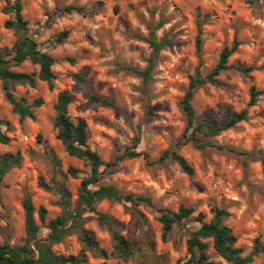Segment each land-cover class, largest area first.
Listing matches in <instances>:
<instances>
[{"label": "rangeland", "instance_id": "1", "mask_svg": "<svg viewBox=\"0 0 264 264\" xmlns=\"http://www.w3.org/2000/svg\"><path fill=\"white\" fill-rule=\"evenodd\" d=\"M98 2H102L103 5L98 7ZM165 3H167V0H165ZM224 3L225 0H199V3L189 11L187 0H179L178 3L173 4L172 14L165 17L164 12L167 10L165 4L158 5L156 0H87L84 4L75 2V0L72 4H65L63 0H53L54 8L51 12L42 7L38 0H22V14L25 20L29 25L32 23L36 25L35 28H30L28 25L29 35L36 41L40 50L47 52L56 60L52 68L56 75V81L53 90H49L48 86L41 81H38L36 87H30L29 85L15 86L14 94L16 97L25 98L29 103L36 99L43 100V104L34 110L36 119L27 118L23 121L20 120L17 114L13 113L11 105L5 99L0 82V118L8 121L11 126L10 131L3 127V130L11 138V142L8 145L0 143V155L7 152H18L21 155L20 166L12 169L0 184V221L4 222L0 224V243L8 242L11 245H18L23 242L25 238V213L22 201L26 194L31 196L36 210L39 207L47 209L48 213L44 224L40 223L38 217H36V221L41 227V232L45 234L44 238L48 236L47 226L49 222L59 216L61 212L56 203L59 195L56 192L41 188L39 180L43 179L45 183H51L54 169L53 157L60 163L56 168L58 172L57 180L69 190L73 206L81 179L89 173V168L84 162L66 153L61 142L57 139V132L53 128L54 104L58 94L67 89L76 95V101L68 107L69 115L73 120L84 118L87 121L88 144L91 150L97 152L101 158V153L104 152L105 148L111 149V158L107 161L103 160L104 162L111 161L126 148H131L135 144L137 151L145 152L149 157L151 154V161L158 160L166 151L177 149L178 153L193 167L194 175L188 176L174 160L156 164L159 174L164 175L165 184L167 183V173L170 171V166L175 165L178 171L173 174L176 175L177 182L181 187L186 186L188 189V194L182 195L180 199L169 206L163 207L157 203L158 207L174 212L180 206L191 207L195 209L196 214L203 212L206 215L205 221L209 222L212 215L209 212L208 203H205V201L215 202V198L208 196L209 184L201 171L202 157L211 155L219 161L221 168L227 170L224 172L226 178L239 177L240 180L237 186H241L242 183V186L248 190L250 198L255 197L258 203L250 206L240 205L239 199H233L227 194H222L220 200L216 203L220 205L219 207L230 212L225 224L233 230L237 237V246L244 248L246 253L250 252L254 239L256 237L261 238L259 227L264 224V221L259 218L264 216V63L259 62L260 57H264V26L245 18L246 15H250L248 8H255L256 11H259V0H229L227 9L223 7ZM33 4L36 7H32ZM149 4H151V7H149ZM69 5L85 7L90 15L76 14L80 18L76 20L72 14L59 13L60 10ZM245 5L248 8H245ZM139 9H143L150 18L156 17L159 12V21L156 26L160 22H163V25L169 23L170 20L179 16L177 23L171 25L158 40L167 42L163 50H167L168 53H172L175 49V55L179 56V65L187 64L188 68L191 69V75L184 76L176 64H173L169 68V72L176 69L175 75L180 79L173 80L171 75L162 77V69L159 67L161 64L160 54L156 59L153 78L147 86H144L142 78L138 75L121 69V66H133L140 69V65L136 64L130 56H126L123 48H118V45L123 42L117 40L118 36L131 35L132 39L138 41L136 44H127V52L136 53L137 59L142 61L145 67L148 65L151 56L152 48L143 40L144 36L132 34L133 20L142 19V13L139 12ZM229 9H232V11L229 12ZM94 10H96V14L92 13ZM198 14L208 15L202 26V36L206 38L203 39L200 56L197 54L195 46L198 33ZM5 16L7 15L0 10V48L10 51L16 43L17 37L13 30L5 27L6 21L10 19H5ZM40 17L44 18L43 24H41ZM233 17H236V20L245 27L237 29ZM93 20H95V23H92ZM184 24H190L189 29H187L190 38L178 39V37L186 35V29L182 26ZM251 29L255 31L252 32ZM66 30L70 31L69 38L63 44H57L58 35ZM78 30L83 31V36L79 40L76 37ZM234 38L238 39L240 47L230 57L229 65L253 67L254 70L250 73L252 79L236 69L230 68L218 78L221 83L220 86L208 83L198 85L192 104L197 122L209 121L218 125L227 121L230 115L238 113L247 106L250 100V89L255 86L261 94L258 96L257 104L249 108L248 120L222 132L227 134L229 139L235 136L240 143L219 144L214 142L216 137L205 139L206 142L230 147L252 156H240L226 151H218L214 148L200 150L196 144L191 143L177 145L181 142L186 128V119L181 109V101L188 89L190 78L195 76L198 67L201 69L204 65H207V67L203 72L201 71V75L202 77L206 76L217 63L221 49L230 46ZM105 41L108 42L107 48ZM77 44L80 46L77 47ZM253 48L255 49L254 53ZM148 49L151 51H147ZM181 53L186 54L181 55ZM105 54H114L115 59L104 61L103 55ZM68 58L75 59V63H71ZM97 58L101 60L99 65L96 64ZM164 61L167 62L168 57H165ZM107 63L114 65L112 70L105 68ZM12 70L37 73L39 68L27 60L13 67ZM115 73L121 74L119 78ZM77 76H84L94 94L113 100L121 110L111 107L90 106L88 100L84 97L83 86L76 79ZM245 77L247 80L244 79ZM126 78L136 79L140 82L138 86H134V90L138 91L141 97L150 96L154 85H159L163 80H167L165 87H167V92L170 94L169 98L146 104L142 123L136 126L137 133H141L144 127L155 119L163 118L168 121L166 125H154L152 127L151 131L154 133L156 143L151 149H141V135L134 134L130 145H124L123 150H121L119 141L110 135L113 130V121L119 119L128 121L137 115L135 111H128L127 105L132 98L130 94L125 93L124 86L121 83ZM161 94H165L163 89H161ZM126 95H128V100H125ZM214 95L218 99L215 108L206 102ZM221 97L224 98L222 103L220 102ZM233 97L238 102H244V107L239 108L236 104L228 103ZM174 108L175 111H173ZM221 113H223V116ZM250 121L256 123H250ZM177 130H179L178 135L176 134ZM162 131L168 134L169 140H163ZM102 145L104 148H102ZM141 163L144 164L145 169L153 167V165H148L143 158L127 159L120 162L116 167L106 170L100 183L114 186L122 192L124 190L121 185L126 187L131 179H135L137 183L142 184L145 172L140 168ZM70 167L78 170V178L68 174ZM130 171L135 172V175L131 178L128 177ZM212 175H215V173ZM117 177H119V181H117ZM156 187L159 188L160 185H156ZM199 187L202 189H199ZM179 190V188L176 189V191ZM167 194L168 192L165 190L164 195ZM144 196L150 197L149 195ZM113 202L103 200L97 204L96 209L120 224L118 231L121 235L136 242L133 237L141 227L149 225L154 229L145 237V243L149 249L154 250L156 259L146 262V264H177L185 259L180 255V252H183L187 257L186 241L188 238L183 240L178 251L172 243L162 239V225L157 217H152L151 213L143 208V205L132 206V209L129 210L128 205L121 208L120 203L115 202L113 204ZM106 208L112 211H104L103 209ZM198 208L199 211H197ZM112 212L117 214L113 215ZM245 213L248 214L247 220H245ZM123 217L127 219L125 220ZM149 222L151 223L149 224ZM129 225L130 228H128ZM85 228L95 233L100 247L110 254L108 259L104 260L88 253L87 264H102L104 262L107 264H123L126 261L114 254L109 231L106 233L105 228L101 227L94 219L86 223ZM254 231L258 233L255 237L251 235ZM81 247L77 235H71L61 243L55 244L53 250L62 255H76ZM161 249H163V252H161ZM208 254L219 264H228L215 253L212 245H210ZM252 264H264V257L255 259Z\"/></svg>", "mask_w": 264, "mask_h": 264}, {"label": "trees", "instance_id": "2", "mask_svg": "<svg viewBox=\"0 0 264 264\" xmlns=\"http://www.w3.org/2000/svg\"><path fill=\"white\" fill-rule=\"evenodd\" d=\"M102 2H98L97 6H102ZM3 13L8 15L12 13L10 19L5 23V27L13 30L17 37V41L13 48H0V82L4 91L6 101L11 105L13 113L17 114L21 121L25 119L35 120L36 115L34 110L43 104L42 99H36L29 103L25 98L16 97L14 88L17 85H29L36 87L38 81L44 82L49 90L54 89L56 75L53 71V66L56 60L53 56L38 48L36 41L29 35L28 22L25 20L23 12L22 0H15L9 7L2 9ZM60 14H78L88 16L90 13L85 7L69 5L59 11ZM96 14V10L92 11ZM208 15L197 16L196 36V52L200 56L202 51L203 39L202 26L205 23ZM163 22H160L157 28L161 27ZM70 31L61 32L56 39L57 44H63L69 38ZM152 48L151 56L148 60V65L140 70L133 66H121V69L132 72L142 78L144 86H147L153 78V71L156 67V59L160 52L165 48L166 41H159L155 37V32H150L148 38H143ZM240 42L234 38L230 46L223 47L219 53L218 61L211 71L204 77L201 75V69L198 67L195 71V76L190 78L189 86L181 101V109L185 115L186 128L182 136L180 144H196L200 150L214 148L218 151H226L240 156L251 157V154L239 152L233 148L215 145L206 142V138L219 136L223 131L236 127L241 122L248 120V111L250 107L257 104L258 96L261 94L255 86L250 89V100L247 106L238 113L230 115L227 121L221 124H213L209 121L197 122L195 110L193 107V99L195 90L198 85L211 84L220 86L218 78L221 74L234 68L250 79V73L253 72V67H234L229 65V59L239 49ZM29 60L33 65L38 66L37 73H25L13 71L12 68ZM71 63H75V59L68 58ZM77 81L81 83L84 97L88 100L90 106L111 107L116 110L121 108L113 101L100 96H97L90 89L89 82L84 76H77ZM76 101V95L70 90H63L58 94L56 103L54 104L55 118L53 128L57 132V139L61 142L66 153L82 162L89 168L87 176L81 179L78 189L77 198L74 206L71 203V194L69 190L61 185L57 180L58 172L56 170L60 163L55 157L53 161V177L51 183L47 184L43 179L39 180V186L45 190L56 192L59 199L56 202L60 207V215L50 221L47 228L48 236L44 238V242L36 240L37 234L41 232V227L37 224L36 217L41 224H44L47 217V209L39 207L35 209L32 198L26 194L22 201L23 210L25 213V238L21 244L11 245L8 242L0 243V264H87L88 253L94 257L108 259L109 252L101 248L96 239L95 233L85 228L86 223L95 220L101 227L106 228L112 239V248L114 254L118 257L128 260L133 254V249L136 248V242L121 235L118 231L120 224L113 220L107 214L97 211V204L103 200H110L119 203L121 200L124 205L131 204L132 206L147 205L153 207V201L148 196H136L133 194H122L123 192L116 187L100 183L103 179L104 172L108 169L116 167L120 162L127 159L143 158L148 165L163 164L167 160H174L188 176L194 175L193 167L188 161L181 156L177 149L166 151L158 160L151 161L150 157L145 152L136 150L135 144L131 148H126L120 155L115 156L111 161L104 162L99 154L89 147L88 144V124L84 118L73 120L68 112V107ZM11 130L10 123L0 118V143L8 145L11 138L3 130ZM40 139V136H39ZM20 153H3L0 155V184L4 177L14 168L20 166ZM68 174L78 178L79 172L77 169L70 167ZM199 189H202L199 187ZM213 202V201H211ZM210 202V203H211ZM159 216L157 220L162 225V239L167 241L168 234L172 232L174 227H184L191 218L192 222L199 223L200 229L188 234L186 241L187 259L185 264H219L214 261L208 254L210 245H212L215 253L228 264H252L255 259L264 257V242L261 238L256 237L253 241L251 250L246 253V250L237 246V237L233 230L225 224V220L230 216V212L221 207H209V212L212 218L206 222V215L203 212L197 213L194 208L180 206L174 212L156 206L155 209ZM87 213V215L85 214ZM142 217V216H141ZM183 222V223H182ZM77 235L81 244V250L76 255H62L53 250L55 244L61 243L65 238ZM35 241V242H34ZM102 264H107L106 262ZM121 264V263H117ZM177 264H181L179 261Z\"/></svg>", "mask_w": 264, "mask_h": 264}, {"label": "clouds", "instance_id": "3", "mask_svg": "<svg viewBox=\"0 0 264 264\" xmlns=\"http://www.w3.org/2000/svg\"><path fill=\"white\" fill-rule=\"evenodd\" d=\"M15 0H0V10L4 9L5 7H9L12 3H14ZM65 4H72L74 0H63ZM75 2H78L80 4H84L87 2V0H75ZM179 0H167V3H165V0H156V3L158 5L165 4L166 11L164 12V16L168 17L170 14H172V8L173 4L178 3ZM189 5V11H191L192 7H195L199 0H187ZM38 3L49 12H51L54 8L53 0H38ZM229 0H225V3L223 5L224 8H228ZM32 7H36L35 4L32 5ZM149 7H151V4H149ZM245 8H248L247 5L244 6ZM259 11H256L255 8H248V12L250 15H246L245 18L248 20H252L253 23L260 24L261 26H264V0H259ZM27 11V8H26ZM232 9H229V12H231ZM139 12L142 13V19L133 20V33L134 35H142L145 38L149 37L150 32H155V37L159 39V37L166 32L171 25H174L179 20V16H176L175 19L170 20L169 23H165L162 27H155L156 24L159 21V12L157 13L156 17L150 18L146 12H144L143 9H139ZM12 16V13L9 12L7 16H5V19H8ZM72 16L79 20L80 18L76 16L75 13H72ZM255 18V19H253ZM43 17H40L41 24H43ZM98 19V18H97ZM234 25L237 29L244 28L245 26L242 25L239 21L236 20V17H233ZM92 23H95V20L92 21ZM186 29V35L184 37H178V39H185L190 38V34L187 32V29H189L190 24H184L182 25ZM30 28H35V23H32L29 25ZM250 27V26H249ZM43 31V29H41ZM206 31V30H205ZM252 32H254V29H251ZM83 36V31L78 30L76 33V37L79 40L80 37ZM202 39H205V36L201 37ZM117 40L123 41L120 45H118V48L124 49V54L126 56H130L132 60L140 65V70H143L145 67V64L137 59L136 53H128L127 52V44H136L138 43L137 40L132 39L131 35H125V36H118ZM105 46L107 48V41L104 42ZM80 45L77 44V47ZM142 47H146L145 45H141ZM147 51H151L148 49ZM253 53L255 52V49H252ZM186 53H181V55H184ZM161 56V64L159 67L162 69V77H166L171 75L173 80L180 79V77H177L175 75L176 69H173L172 72H169V68L172 67L173 64H176L177 68L182 71L184 76L191 75V69L188 68V65H179V56L175 55V49H173L172 53H168L167 50H162L160 53ZM168 57V61L165 62L164 58ZM175 57V59H173ZM115 59L114 54H105L103 55L104 61H112ZM260 63H264V57H260L259 59ZM96 64H101V60L99 58L96 59ZM79 67V65H77ZM114 65L112 63L105 64V68L108 70H112ZM207 65H204L201 68V71L203 72ZM117 78L121 74L115 73ZM247 80V78H244ZM124 86V91L126 94H130L131 101L128 103V111L132 112L135 111L137 115L135 118L130 119L128 121H125L124 119H119L113 121V130L110 132V135L115 137L119 144L121 145V150H123L124 145H130V141L134 134L141 135V149H151L152 146L156 143V138L154 136V133L151 131L152 127L154 125H166L168 123L167 120L160 118L153 120L149 125L145 126L143 131L141 133H137L136 126L138 124L142 123V118L144 114V107L146 104L155 103L156 100L160 99H168L170 94L167 92V80H163V82L159 85H154L152 88V94L150 96L141 97L139 95L138 91L134 90V86L139 85V81L136 79H123L121 82ZM173 87L175 85H172ZM207 87V85H206ZM161 89L164 90L165 94H161ZM223 97L220 98V102H223ZM125 100H128V95L125 96ZM139 101V102H137ZM207 103H210L213 108H215L216 103L218 102L217 96H212L210 100L206 101ZM230 104H236L239 108L244 107V102H238L235 97H233L231 100L228 101ZM175 111V108L173 109ZM223 116V113H221ZM251 115V113H250ZM250 123H256L255 121H250ZM246 127V126H245ZM177 135L179 134V130H177ZM243 134V133H241ZM163 140L167 141L169 140V136L167 133L162 131ZM214 142L219 144H239L240 141L233 136L231 139H229V136L227 134H221L220 136H217L214 140ZM102 148L104 146L102 145ZM98 152H100L99 149H97ZM111 149L105 148L104 152L101 153V159L107 161L111 158ZM151 157V154H150ZM140 168L142 171L145 172V175L143 176V183H137L135 179H131L130 183L127 184L125 187L124 185H121L123 188L122 194H133V198L135 200L136 196L141 195H149L153 201V207L149 208L147 205H143V208L151 213L152 217H158L159 213L155 210L157 203H159L163 207H167L170 204H172L174 201L180 199L182 195L188 194V189L186 186L181 187V185L177 182V177L173 173L178 171V168L175 165L170 166V171L167 173V183H164V175L159 174L158 172V166L153 165L152 168L145 169L144 164H140ZM201 171L205 179H207L209 184L208 189V196L214 197L215 202H208L205 201V203H208L209 207H219L220 205L216 202L220 200V197L222 194H227L231 196L233 199H239L240 205L244 206H250L255 203H258L255 197L250 198V194L247 189H245L242 186H237L238 181L240 180L239 177L235 178H226L224 176V172L227 171L226 169H222L219 161L215 160L211 155L207 157H202V163H201ZM215 173V175H212ZM135 175L134 171H130L128 173V177L131 178ZM230 176V174H229ZM151 177V178H150ZM117 181H119V177L116 178ZM156 185H160L159 188L156 187ZM180 189L179 191H176V189ZM147 190V191H146ZM167 190L168 194L165 196L164 191ZM115 202H113L114 204ZM121 208L124 206L125 202L121 200L120 202ZM129 210L132 209V205L128 204ZM99 210V209H98ZM104 211L111 212V209H103ZM200 209L198 208L197 211ZM232 210V209H229ZM87 215V213H85ZM113 215L117 214L115 212H112ZM193 216L196 215V212H193ZM125 220L126 217H123ZM262 221H264V216L259 217ZM248 219V214L245 213V220ZM189 221H191V218H189ZM4 223L3 221H0V224ZM151 222H149L150 224ZM183 223V222H182ZM131 226L129 225L128 228ZM200 229V224L195 222H189L184 225V227H174L172 232L168 234V241L172 243L177 250L179 251L182 242L184 239L188 238V234L191 232L198 231ZM152 229L149 225H145L139 229L138 232H136L133 239L136 241V248L133 249V254L127 261L123 262V264H146V262H150L153 259H156L155 252L152 249H149L145 243V237L148 235ZM104 231L107 233V229L105 228ZM258 233L256 231L252 232L251 235L255 237ZM44 233L41 232L37 234L36 240L40 241L41 243L44 242ZM259 235L261 236L262 241H264V224H262L259 227ZM35 242V241H34ZM161 252H163V249H161ZM180 255L182 257H185V259L181 260V264H185V260L187 257L183 252H180Z\"/></svg>", "mask_w": 264, "mask_h": 264}]
</instances>
